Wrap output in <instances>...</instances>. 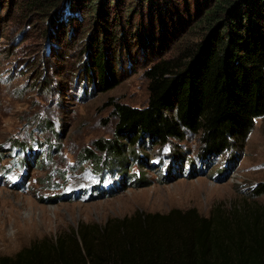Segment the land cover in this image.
<instances>
[{"label": "rangeland", "instance_id": "374dc122", "mask_svg": "<svg viewBox=\"0 0 264 264\" xmlns=\"http://www.w3.org/2000/svg\"><path fill=\"white\" fill-rule=\"evenodd\" d=\"M92 1L65 19L50 5L0 0V255L81 224L100 229L131 216L208 217L217 205L264 204V194H253L264 184V117L243 145L220 153H207L199 134L164 143L141 134L126 142L124 164L106 158L97 169L81 157L95 140L113 137L114 104H147L145 68L202 33L203 12L168 17L165 26L151 23L155 41L144 48L143 29L127 21L130 0H107L105 28L96 25L103 0ZM93 38L105 41L118 81L105 92L89 88L83 68Z\"/></svg>", "mask_w": 264, "mask_h": 264}, {"label": "trees", "instance_id": "16d2710c", "mask_svg": "<svg viewBox=\"0 0 264 264\" xmlns=\"http://www.w3.org/2000/svg\"><path fill=\"white\" fill-rule=\"evenodd\" d=\"M84 1L30 3L36 9L56 7L57 16L66 19L83 10ZM106 2L96 23L102 28L108 23ZM129 7L127 21L143 29L144 48L155 41V21L165 26L169 18L183 21L203 12L202 33L176 54L145 68L147 104H114L113 137L95 140L81 157L97 169L106 158L124 164L126 142H137L141 134L159 143L199 134L207 153H220L233 142L243 145L255 120L264 117V0H130ZM94 40L97 45L84 52L83 68L90 74L89 88L105 92L118 81L105 41ZM253 194H264V184ZM243 204L217 205L208 217L190 210L125 217L100 229L81 224L77 230L33 241L14 256L0 255V264H264V204Z\"/></svg>", "mask_w": 264, "mask_h": 264}]
</instances>
